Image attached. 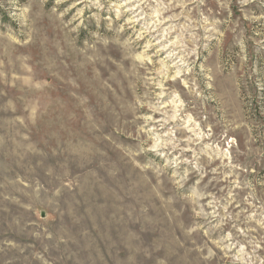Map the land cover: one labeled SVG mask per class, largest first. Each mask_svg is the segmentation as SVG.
I'll use <instances>...</instances> for the list:
<instances>
[{
	"label": "rangeland",
	"instance_id": "374dc122",
	"mask_svg": "<svg viewBox=\"0 0 264 264\" xmlns=\"http://www.w3.org/2000/svg\"><path fill=\"white\" fill-rule=\"evenodd\" d=\"M0 264H264V0H0Z\"/></svg>",
	"mask_w": 264,
	"mask_h": 264
}]
</instances>
